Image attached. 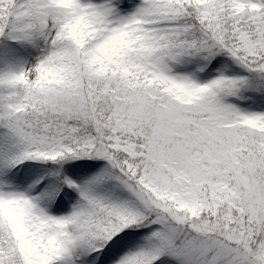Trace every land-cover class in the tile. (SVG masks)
Here are the masks:
<instances>
[{
	"label": "snow or ice",
	"instance_id": "snow-or-ice-1",
	"mask_svg": "<svg viewBox=\"0 0 264 264\" xmlns=\"http://www.w3.org/2000/svg\"><path fill=\"white\" fill-rule=\"evenodd\" d=\"M0 264H264V0H0Z\"/></svg>",
	"mask_w": 264,
	"mask_h": 264
}]
</instances>
